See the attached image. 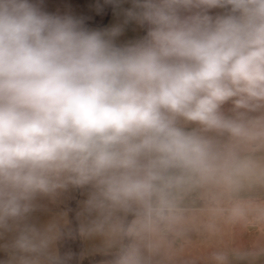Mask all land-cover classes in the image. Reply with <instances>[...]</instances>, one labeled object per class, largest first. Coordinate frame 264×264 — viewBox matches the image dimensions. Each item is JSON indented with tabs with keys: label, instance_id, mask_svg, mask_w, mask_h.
I'll list each match as a JSON object with an SVG mask.
<instances>
[{
	"label": "clouds",
	"instance_id": "clouds-1",
	"mask_svg": "<svg viewBox=\"0 0 264 264\" xmlns=\"http://www.w3.org/2000/svg\"><path fill=\"white\" fill-rule=\"evenodd\" d=\"M132 5L118 46L0 0V264H264V0Z\"/></svg>",
	"mask_w": 264,
	"mask_h": 264
},
{
	"label": "rangeland",
	"instance_id": "rangeland-1",
	"mask_svg": "<svg viewBox=\"0 0 264 264\" xmlns=\"http://www.w3.org/2000/svg\"><path fill=\"white\" fill-rule=\"evenodd\" d=\"M40 7L49 13L56 15H70L83 22L89 30L110 32L113 28L119 27L121 32L114 38V43L123 46L141 39L146 35V27L138 25L135 21L129 20L127 12L132 8V0H34ZM218 11V10H214ZM71 200L80 203L87 198L84 190H75L67 194ZM46 204H49L45 201ZM75 202L70 204L74 206ZM72 227H74L72 223ZM78 237L68 238L62 242L67 247L68 242H78ZM73 254L75 249L68 248L67 251ZM80 256V255H79ZM73 260L71 264L73 263ZM85 260L83 262H86ZM80 263L78 257L77 264Z\"/></svg>",
	"mask_w": 264,
	"mask_h": 264
},
{
	"label": "trees",
	"instance_id": "trees-1",
	"mask_svg": "<svg viewBox=\"0 0 264 264\" xmlns=\"http://www.w3.org/2000/svg\"><path fill=\"white\" fill-rule=\"evenodd\" d=\"M71 219H72V223H73L74 227L75 228L78 227V221L76 220V214L75 213H72ZM68 248L75 249L74 260H73L72 264H77L78 257H79L80 253L83 251V248H84L83 241L78 239L77 244L73 243V242H68L67 247L64 246L63 244H61V248H60L61 253L62 254L63 253H67L66 251H67ZM104 259H107V258L97 255V256L93 257L91 260L83 262L82 264H94V263L102 261Z\"/></svg>",
	"mask_w": 264,
	"mask_h": 264
},
{
	"label": "crops",
	"instance_id": "crops-1",
	"mask_svg": "<svg viewBox=\"0 0 264 264\" xmlns=\"http://www.w3.org/2000/svg\"><path fill=\"white\" fill-rule=\"evenodd\" d=\"M75 202V205L74 206H70V204H72V203H74ZM48 205V207L52 210V211H62V210H68V215H69V219H70V221L72 222V219H71V215H72V213H75L76 214V212L79 210V204L77 203V201L76 200H71L68 196H67V198L65 199V202L64 203H62V204H59V205H53V204H47ZM39 216H40V219L41 220H44V219H47V215H45V214H39ZM79 223V222H78ZM83 244H84V248L86 247V245H85V243L83 242ZM84 248H83V250H84ZM97 256V255H96ZM93 257H95V256H90V257H86L85 259H83V260H80V263L79 264H82L83 263V261H85V260H91ZM0 258H3V254L2 253H0ZM100 262L101 261H99V262H96V263H94V264H100Z\"/></svg>",
	"mask_w": 264,
	"mask_h": 264
}]
</instances>
